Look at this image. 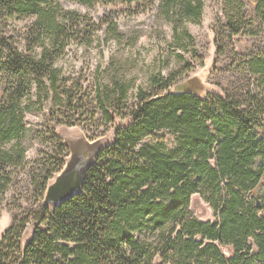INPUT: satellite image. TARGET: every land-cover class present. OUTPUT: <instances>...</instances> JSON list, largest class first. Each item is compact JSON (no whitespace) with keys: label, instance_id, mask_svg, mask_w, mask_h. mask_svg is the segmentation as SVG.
Listing matches in <instances>:
<instances>
[{"label":"trees","instance_id":"1","mask_svg":"<svg viewBox=\"0 0 264 264\" xmlns=\"http://www.w3.org/2000/svg\"><path fill=\"white\" fill-rule=\"evenodd\" d=\"M63 1L0 0V197L25 164L29 112L52 94L63 101L58 61L74 43L93 41L85 16ZM149 4L159 19L173 24L175 35L180 37L181 29L193 41L185 23L202 20L205 0ZM257 13L264 21V0ZM25 16L34 18L26 31L10 32L9 22ZM235 25L229 22L232 35L242 32ZM119 30L112 22L105 35L121 38ZM246 64L264 81V56H252ZM151 81L153 90H138L132 123L117 129L115 140L86 170L81 191L31 213L35 230L28 242L23 236L31 215L6 231L0 264H154L158 255L162 264H264V97L249 94L242 101L203 94L197 78L178 91L161 74ZM115 88L123 101L129 86ZM98 97L112 121L101 92ZM159 132L175 135L176 147L145 141ZM62 168L63 162L41 170L43 192ZM194 195L210 205L214 220L191 213Z\"/></svg>","mask_w":264,"mask_h":264},{"label":"rangeland","instance_id":"2","mask_svg":"<svg viewBox=\"0 0 264 264\" xmlns=\"http://www.w3.org/2000/svg\"><path fill=\"white\" fill-rule=\"evenodd\" d=\"M258 2L205 0L202 20L185 23L193 36L191 41L184 38L181 29L180 37L175 35L173 24L158 18L150 0L132 4L96 0L92 5L64 0L66 8L85 16L90 25L87 27L94 31L93 41L74 43L58 61L63 79L61 92H66L63 101L54 100L52 94L27 116L31 143L25 164L11 188L0 197V249L6 231L24 216L31 215L23 236L25 243L32 238L35 224L31 213L46 203L48 188L68 183L75 172L85 174L98 152L115 140L117 129L132 123L138 90H153V75L161 74L173 91L197 78L204 86L203 94H230L242 101L249 94L264 97L263 79L251 74L246 64L252 56H264V21L257 13ZM33 21L31 16L14 18L9 22V31L18 35ZM115 21L122 37H106L105 29ZM230 21L241 28L240 34H231ZM119 83L129 86L123 101L115 92ZM100 92L112 121L103 114ZM33 93L36 99L37 90ZM3 95L4 89H0V99ZM156 135L157 139L149 136L145 141L162 140L170 149L176 147L175 135ZM61 162L63 168L53 173L43 192L39 186L43 185L45 172L41 170ZM190 210L201 220H214L212 208L200 195L192 197ZM224 250L232 252L231 248ZM154 264H162L159 255Z\"/></svg>","mask_w":264,"mask_h":264},{"label":"water","instance_id":"3","mask_svg":"<svg viewBox=\"0 0 264 264\" xmlns=\"http://www.w3.org/2000/svg\"><path fill=\"white\" fill-rule=\"evenodd\" d=\"M85 174L81 175L80 173L75 172L72 174V177L68 181V183L65 184L57 183L55 185L50 186L48 188L45 198L46 203L60 204L69 197L80 192L82 189V184L85 178ZM258 205L260 206V202H258Z\"/></svg>","mask_w":264,"mask_h":264}]
</instances>
